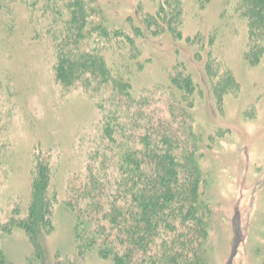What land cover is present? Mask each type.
Wrapping results in <instances>:
<instances>
[{
  "label": "rangeland",
  "instance_id": "1",
  "mask_svg": "<svg viewBox=\"0 0 264 264\" xmlns=\"http://www.w3.org/2000/svg\"><path fill=\"white\" fill-rule=\"evenodd\" d=\"M164 1L95 0V6L103 9L105 23L112 29L125 25L129 16L138 24L144 15L155 14ZM203 1L201 7L196 0H180L181 40L168 31L146 41L137 40L141 50L138 61L144 65L134 70L131 83L134 94L147 91L154 102L166 103L167 96L161 92H166L164 87L170 85L174 66L187 68L198 87L192 109L185 114L178 107L165 106L162 111L170 122L176 123L173 128L180 130L179 137L185 139L177 153L184 163L196 166L203 183L200 194L213 213L208 264H261L264 57L255 65L246 59L247 28L235 10L237 0ZM93 21L98 22V18ZM197 34L204 35L207 42L198 54L201 60L195 58L196 46L186 42ZM210 36H215L211 47ZM21 37L17 32L10 44L0 49V222L12 210L22 213L25 208L30 196L33 154L50 159L52 190L58 194V202L53 209V231L42 242L43 259L21 229L2 234L0 245L15 264H30V259L33 264H112L96 250L77 249L73 216L63 204L72 174L85 169L88 155L96 157L103 126L102 97L97 90L81 85L63 87L55 79V60L42 42L45 40L26 45ZM97 38L95 33L90 39L92 49L106 44L103 38ZM107 48L108 44L103 49L104 57L114 69L112 62L119 56ZM209 51L218 65L214 67V79L204 70ZM119 67V71L127 72ZM227 72L232 77L230 88L228 85L216 96L214 89H221L217 83ZM192 152L194 156L188 157Z\"/></svg>",
  "mask_w": 264,
  "mask_h": 264
},
{
  "label": "trees",
  "instance_id": "2",
  "mask_svg": "<svg viewBox=\"0 0 264 264\" xmlns=\"http://www.w3.org/2000/svg\"><path fill=\"white\" fill-rule=\"evenodd\" d=\"M196 3L204 5L203 0ZM95 5V0H0L1 50L19 31L26 45L45 40L55 60L56 81L63 87L95 89L102 97L103 126L96 157L88 155L85 169L72 174L63 198L73 216L77 249L96 250L112 264H208L213 213L200 194L203 183L196 166L184 163L177 153L185 139L162 111L171 106L188 114L198 87L180 65L174 66L170 85L161 92L167 96L166 103L154 102L147 91L134 94L131 83L134 70L144 65L138 61L137 40L146 41L164 31L175 39L183 38L181 2L165 0L155 14L144 15L138 24L129 16L125 25L112 29L105 23L103 9ZM235 10L246 22V59L255 65L264 57V0H237ZM95 33L106 42L98 44V50L90 45ZM214 37L210 36L209 47ZM186 42L196 46L195 58L201 60L198 54L207 45L206 37L197 34ZM107 44L119 56L112 62L114 69L104 57ZM206 55L204 70L214 79L217 64L211 51ZM119 66L127 72L119 71ZM231 79L229 73L222 76L217 83L221 89H214L216 96ZM187 136L190 141L192 133ZM47 159L32 155L25 208L22 213L12 210L0 222V239L2 234L21 229L42 259V242L53 231V209L58 202ZM39 257L35 260L40 261ZM0 264H15L1 245Z\"/></svg>",
  "mask_w": 264,
  "mask_h": 264
}]
</instances>
